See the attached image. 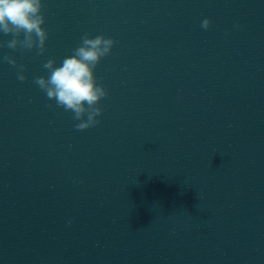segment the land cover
I'll return each instance as SVG.
<instances>
[{"label":"clouds","instance_id":"obj_1","mask_svg":"<svg viewBox=\"0 0 264 264\" xmlns=\"http://www.w3.org/2000/svg\"><path fill=\"white\" fill-rule=\"evenodd\" d=\"M42 0H0V34L10 35L12 39L0 44L12 50H37V55L45 52L48 33L43 27L45 18L42 12ZM211 21L207 18L201 22V28L208 30ZM239 29L240 25H235ZM115 44L111 38L97 35L90 38L87 33L81 37L79 46L72 55L65 57L60 66L54 59L43 64L48 76L35 77L33 83L54 100L57 107L73 114L77 131L97 126L102 115L99 103L108 95L102 84L97 82L94 70L102 58L108 56ZM6 62L17 69V79L26 80L24 65H18L12 57L4 55ZM51 107V105H49Z\"/></svg>","mask_w":264,"mask_h":264},{"label":"water","instance_id":"obj_2","mask_svg":"<svg viewBox=\"0 0 264 264\" xmlns=\"http://www.w3.org/2000/svg\"><path fill=\"white\" fill-rule=\"evenodd\" d=\"M102 1L104 0H42V12L45 18L43 27L48 33L46 44ZM10 39H12L10 35L0 34V44ZM36 52V49L29 52L0 47V83L16 70L8 63L2 62L4 55H9L18 65H22Z\"/></svg>","mask_w":264,"mask_h":264}]
</instances>
